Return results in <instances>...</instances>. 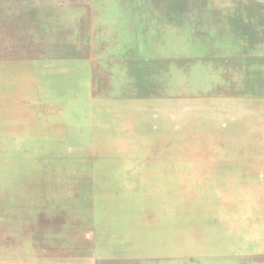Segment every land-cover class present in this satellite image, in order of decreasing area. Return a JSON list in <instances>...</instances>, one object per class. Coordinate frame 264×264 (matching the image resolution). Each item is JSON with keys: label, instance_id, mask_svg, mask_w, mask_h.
<instances>
[{"label": "rangeland", "instance_id": "374dc122", "mask_svg": "<svg viewBox=\"0 0 264 264\" xmlns=\"http://www.w3.org/2000/svg\"><path fill=\"white\" fill-rule=\"evenodd\" d=\"M240 56L264 57V0H0V264H264V239L194 225L188 158L264 164ZM11 61L42 106L3 87Z\"/></svg>", "mask_w": 264, "mask_h": 264}, {"label": "crops", "instance_id": "0c3cea01", "mask_svg": "<svg viewBox=\"0 0 264 264\" xmlns=\"http://www.w3.org/2000/svg\"><path fill=\"white\" fill-rule=\"evenodd\" d=\"M247 59H250V57L240 56L230 59L233 60L232 63L235 65L228 67L227 72L238 76L240 73H251V69L254 68L252 71L260 75L261 79H264V57H256L255 62H248ZM20 64V61L3 62V69L6 72L2 83L3 87L15 90L12 94L17 96L23 90H25V94L28 91L27 95H32L31 104L35 107L42 106V91L47 86L43 84L41 69L36 66L31 67L29 69L31 76L27 78L24 76ZM248 64L250 66H247ZM251 64H255V66L251 67ZM20 102L16 103L19 106L15 111L23 110L20 108L22 105ZM215 156L202 157L200 155L199 157L188 158L194 160L192 169L195 173V208L197 209L195 212V229L203 234L218 232L228 236L232 233H248L242 235L241 238L264 239V226H254L260 225L261 219L264 218V179L251 178V175L258 176L259 173H264V164L258 167L256 164H250L249 162H233L243 161V158ZM185 159L182 158L183 162ZM134 160L126 159L123 161L118 159V163L134 165L139 163L137 161H140ZM247 160L250 159L246 158ZM239 170H242V173L235 174L232 177ZM180 171L183 172L182 176L179 177L183 178V184L180 185L178 179V185H176L178 188L185 184V166ZM204 172L211 173L212 182L205 186L203 196L200 199L198 198V192L203 190L204 185H202V182L208 177L207 174H203ZM214 173H216V176ZM242 176L244 178H241ZM214 194L216 198H214ZM206 237L208 238V236Z\"/></svg>", "mask_w": 264, "mask_h": 264}]
</instances>
